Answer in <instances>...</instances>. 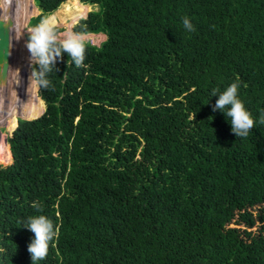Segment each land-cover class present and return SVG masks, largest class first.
<instances>
[{
	"label": "trees",
	"instance_id": "16d2710c",
	"mask_svg": "<svg viewBox=\"0 0 264 264\" xmlns=\"http://www.w3.org/2000/svg\"><path fill=\"white\" fill-rule=\"evenodd\" d=\"M67 1L34 0L29 27ZM79 2L98 10L73 33L107 37L88 41L84 67L65 53L48 89L24 76L0 89V124L13 105L28 119L8 145L0 133L13 156L0 172V264H32L24 224L38 215L59 231L37 264H264V0ZM29 13L1 2V18ZM6 42L3 60L29 59ZM233 82L255 121L244 138L213 111V89Z\"/></svg>",
	"mask_w": 264,
	"mask_h": 264
},
{
	"label": "clouds",
	"instance_id": "9594fccd",
	"mask_svg": "<svg viewBox=\"0 0 264 264\" xmlns=\"http://www.w3.org/2000/svg\"><path fill=\"white\" fill-rule=\"evenodd\" d=\"M183 24L186 30H194V26L187 17L184 18ZM87 45L88 40L84 33H67L62 38L57 34L50 21L45 18L31 30L25 44L30 63L34 65L28 80L48 89L50 80L47 75L53 68H56L58 60L63 61L65 53L69 57L68 65L74 64L77 68L84 67ZM239 87L238 82H233L219 94H217L218 90L213 89L212 96L219 97L213 111H222L231 125L232 133L237 138H244L253 129L255 121L251 112L246 109L245 104L239 98ZM260 122L264 123V113L261 115ZM33 207L39 209V205L36 203L33 204ZM24 227L34 234V238L28 245V252L32 264H37V261L47 257L50 243L58 236L59 230L54 228L52 220L45 215L29 216Z\"/></svg>",
	"mask_w": 264,
	"mask_h": 264
},
{
	"label": "rangeland",
	"instance_id": "374dc122",
	"mask_svg": "<svg viewBox=\"0 0 264 264\" xmlns=\"http://www.w3.org/2000/svg\"><path fill=\"white\" fill-rule=\"evenodd\" d=\"M22 1L24 2V4H26L27 9L30 12L28 18L25 19L24 17L20 18L16 16L12 17V15H9L5 19L0 17V31L6 34V40H7L6 43L8 44L11 43V46L13 47V49L16 48L17 50H22V47L23 48L25 47V44H26L25 35L30 34L32 30V28L29 27L30 20L39 14V11L37 10L35 6L34 0H22ZM79 3H80L79 0H68L66 4L62 5L59 8V10L56 11L48 19L53 27H57L60 29V32L58 33V35L61 36L62 38L67 33H73V29L75 25L79 22V20L87 17L89 12L98 10L97 5H92V6L87 5L86 14L82 15V13L78 11L80 9V8L78 9ZM80 5L84 7L83 4L80 3ZM86 38L88 41L95 44L96 46H99L101 43H103L107 39L105 35L86 36ZM3 45H5V43ZM1 55H2V51L0 49V62L3 61ZM12 58L13 60H11ZM4 61L5 63L3 64L4 65L8 64L9 66L7 68V71L5 72L4 69L2 68L3 66L1 67L0 65V83H4V82H1L3 80L2 77L7 75V79L5 80V83H4L5 85L0 84V89L3 90L2 92H4V89H5L6 92L4 93L10 96L9 95L10 93H15L16 91L19 90V85L17 83H14L13 81H17L18 78L20 77L22 81L24 79L22 76L28 79L33 65L30 63L29 59L24 60L22 62L21 61L17 62L16 54L14 55L13 53H11L10 56H6V58H4ZM34 86H35V89H37V94H38V85L34 83ZM4 93L3 95H5ZM35 98H37L36 95H35ZM43 105H44V102H43ZM7 109L11 111L12 116L7 119H4L3 124H0V133L2 136L5 137L1 141L2 142L4 141V143H6L5 139L7 137L9 138L12 135L13 131L17 128V125L16 127L11 128V129L8 128V126H10L15 120L17 122L20 119L28 120L25 117L21 116V114L14 113L16 109V105L8 107ZM44 110H45V105H44ZM44 110L39 116H41L44 113ZM7 157H9L10 159L9 161L6 160ZM0 159H2L0 161V172L8 169V167L12 165L13 156L10 152L9 146H8V150L5 146H2V149L0 152Z\"/></svg>",
	"mask_w": 264,
	"mask_h": 264
},
{
	"label": "water",
	"instance_id": "95a60500",
	"mask_svg": "<svg viewBox=\"0 0 264 264\" xmlns=\"http://www.w3.org/2000/svg\"><path fill=\"white\" fill-rule=\"evenodd\" d=\"M5 40H6V34L2 33L0 31V49H3V47L5 45H3L5 43ZM40 117V116H39ZM38 118V117H37ZM36 119V118H35ZM32 120V119H31ZM17 126H18V122H17ZM8 141V137L5 139V142L7 143Z\"/></svg>",
	"mask_w": 264,
	"mask_h": 264
},
{
	"label": "crops",
	"instance_id": "0c3cea01",
	"mask_svg": "<svg viewBox=\"0 0 264 264\" xmlns=\"http://www.w3.org/2000/svg\"><path fill=\"white\" fill-rule=\"evenodd\" d=\"M103 36V34H89V35H86V36Z\"/></svg>",
	"mask_w": 264,
	"mask_h": 264
},
{
	"label": "bare ground",
	"instance_id": "6f19581e",
	"mask_svg": "<svg viewBox=\"0 0 264 264\" xmlns=\"http://www.w3.org/2000/svg\"><path fill=\"white\" fill-rule=\"evenodd\" d=\"M1 2H2V0H0V5H1ZM0 63H1V62H0ZM2 63H5V61L3 60ZM0 65H1V64H0Z\"/></svg>",
	"mask_w": 264,
	"mask_h": 264
},
{
	"label": "built area",
	"instance_id": "2783aa9c",
	"mask_svg": "<svg viewBox=\"0 0 264 264\" xmlns=\"http://www.w3.org/2000/svg\"><path fill=\"white\" fill-rule=\"evenodd\" d=\"M93 44V43H92ZM95 45V44H94Z\"/></svg>",
	"mask_w": 264,
	"mask_h": 264
}]
</instances>
